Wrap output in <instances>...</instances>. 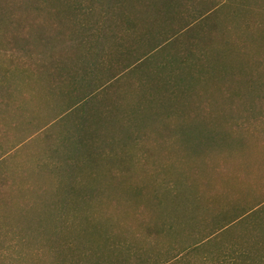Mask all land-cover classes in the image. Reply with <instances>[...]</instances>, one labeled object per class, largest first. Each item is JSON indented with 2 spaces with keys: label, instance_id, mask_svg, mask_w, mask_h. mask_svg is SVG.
Masks as SVG:
<instances>
[{
  "label": "trees",
  "instance_id": "16d2710c",
  "mask_svg": "<svg viewBox=\"0 0 264 264\" xmlns=\"http://www.w3.org/2000/svg\"><path fill=\"white\" fill-rule=\"evenodd\" d=\"M59 9L71 17L60 22ZM15 12L47 16V31L30 37L32 43L24 41V50L29 63L35 64L32 83L49 92L59 88L63 102L57 132L49 129L43 134L55 161L39 164L40 172L44 164L51 172L78 165L82 169L105 135V124L113 118L123 122L127 108L162 103L164 96H174L186 83L201 82L202 76L205 81L214 73L218 77L221 73L212 69L217 46L229 45L238 56V50L258 45L264 31L262 1L0 0L2 30L12 28L10 14ZM250 12L257 19L248 16ZM60 26L67 27L61 49ZM4 41L0 36V43ZM62 49L65 60L59 59ZM256 58L264 59V47ZM24 64L16 70L28 73ZM1 66L0 89L11 95L0 94V102L9 107L18 98L19 85L8 81L14 67ZM262 102L245 98V105L253 104L255 110L240 111L238 124L224 129L222 142L210 152L245 147L243 131L250 118L255 115L264 123ZM210 163L192 164L186 177H157L154 191L144 193L147 201L134 227L89 226L78 242H62L59 264H264V174L250 179L253 190L239 191L226 184L221 167ZM243 167L245 176L249 167ZM25 169L21 173L27 174ZM0 170V188L28 185V177L20 179L19 174L15 180L5 162ZM212 172L223 187L215 196L209 195Z\"/></svg>",
  "mask_w": 264,
  "mask_h": 264
},
{
  "label": "rangeland",
  "instance_id": "374dc122",
  "mask_svg": "<svg viewBox=\"0 0 264 264\" xmlns=\"http://www.w3.org/2000/svg\"><path fill=\"white\" fill-rule=\"evenodd\" d=\"M10 15L12 28H0L5 40L0 43V67L9 65L16 70L25 63L28 73L12 70L8 81L18 83L20 93L12 91L18 98L14 96L16 102L9 107L0 102V165L5 162L15 180L19 174L20 179L28 177V185L22 189L19 185L0 188V199L4 197L0 200V264H59L62 242L86 235L89 226L120 225L131 229L137 222V213L144 210V193L156 188L155 179L176 174L186 177L192 164L211 161L223 170L226 184L239 191L253 190L250 179L264 174V123L255 115L243 131L247 148L210 152L222 142L223 130L238 124L240 111L255 110V105H245V98L262 99L264 103V59L256 58L264 47V31L258 45L255 42L247 50H238V56L229 45L217 46L212 69L221 73L218 77L214 73L205 81L202 76L201 82L186 83L176 89L174 96H164L162 103L127 108L122 113L123 122L113 118L105 124V135L95 144V154L82 169L78 165L51 172V166L44 164L40 172L39 164L55 161L49 157V143L43 134L49 129L57 132L56 120L63 102L59 88L49 92L32 83L35 75L30 71L35 64L29 63L24 48L30 37L47 31V16L19 12ZM248 16L258 17L254 12ZM70 17L59 9L60 22ZM64 28L67 27L59 29V49L66 40ZM10 38L17 41L12 44L8 42ZM65 53L63 49L59 51L60 60L66 59ZM0 94L11 95L4 88ZM236 136L240 137L239 133ZM243 166L249 167L245 176ZM25 168L28 173H21ZM210 177L213 185L209 195L215 196L223 187L217 182L216 172Z\"/></svg>",
  "mask_w": 264,
  "mask_h": 264
}]
</instances>
